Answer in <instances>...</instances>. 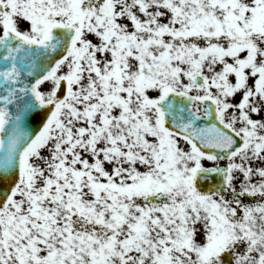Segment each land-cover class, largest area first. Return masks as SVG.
<instances>
[{"label":"snow or ice","instance_id":"obj_1","mask_svg":"<svg viewBox=\"0 0 264 264\" xmlns=\"http://www.w3.org/2000/svg\"><path fill=\"white\" fill-rule=\"evenodd\" d=\"M0 264H264V0H0Z\"/></svg>","mask_w":264,"mask_h":264}]
</instances>
